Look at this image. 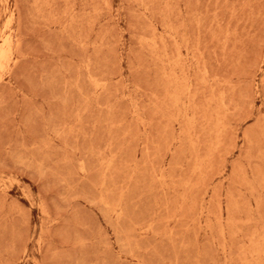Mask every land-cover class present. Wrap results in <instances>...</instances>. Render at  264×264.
I'll list each match as a JSON object with an SVG mask.
<instances>
[{
	"label": "rangeland",
	"instance_id": "obj_1",
	"mask_svg": "<svg viewBox=\"0 0 264 264\" xmlns=\"http://www.w3.org/2000/svg\"><path fill=\"white\" fill-rule=\"evenodd\" d=\"M0 264H264V0H0Z\"/></svg>",
	"mask_w": 264,
	"mask_h": 264
}]
</instances>
